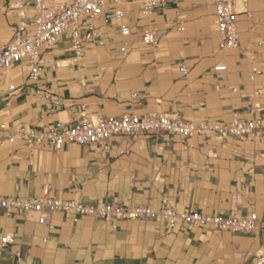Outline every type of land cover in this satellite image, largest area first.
I'll return each mask as SVG.
<instances>
[{
  "label": "crops",
  "instance_id": "0c3cea01",
  "mask_svg": "<svg viewBox=\"0 0 264 264\" xmlns=\"http://www.w3.org/2000/svg\"><path fill=\"white\" fill-rule=\"evenodd\" d=\"M247 5L237 18V50L221 49L209 0L171 2L151 12H144L138 0H128L123 9L130 37L122 38L96 21L104 46L86 44L80 60L64 40L46 54L60 61L61 68L48 66L37 80L28 78L26 65L9 69L5 79L18 91L7 93L0 81V194L39 198L48 190L61 200L155 210L167 196L179 210L229 219L255 214L257 230L243 235L192 226L171 229L158 219L112 222L58 212L40 224L36 214L8 218L0 211V232L14 242H0V264L264 260V128L243 139L140 135L61 150L43 145L29 149L8 138L19 126H74L84 118L125 114L160 113L192 122L255 120L264 125V0ZM17 21L16 11L0 0V48L11 39ZM147 28L156 30L155 46L140 41ZM218 66L227 69L217 72ZM252 67L262 72L253 80Z\"/></svg>",
  "mask_w": 264,
  "mask_h": 264
},
{
  "label": "built area",
  "instance_id": "2783aa9c",
  "mask_svg": "<svg viewBox=\"0 0 264 264\" xmlns=\"http://www.w3.org/2000/svg\"><path fill=\"white\" fill-rule=\"evenodd\" d=\"M128 0H3L4 7L17 13L18 21L12 30L11 39L0 48V81L6 85L7 93L17 92L14 84L5 79L9 69L26 65L28 78L37 80L41 71L48 66L52 70L62 67V63L49 60L46 54L55 49L62 41L67 40L76 60L83 55L84 46H104V42L94 23L100 21L105 27L114 29L122 38L130 37L132 28L128 23V14L123 6ZM131 1V0H130ZM144 12L155 11L171 2L181 0H138ZM214 8V27L220 38L221 49H239L237 18L245 12L249 0H209ZM239 3V4H238ZM238 4L240 9L235 5ZM156 30L144 29L140 41L145 46H155ZM127 44H125V47ZM123 53L125 48L121 50ZM226 66L215 67L217 72L226 71ZM262 75L252 67L250 79ZM82 85L84 83L82 82ZM4 93L0 92V98ZM2 110L0 108V118ZM2 125L0 124V131ZM264 125L261 121L235 119L231 122L183 121L160 113H149L144 116L125 114L119 118L82 119L73 125L55 123L36 127L19 126L9 135V141H22L33 149L46 146L61 150L68 145L92 147L105 145L111 139L119 137L172 135L185 140L203 138L215 134L220 138L232 137L243 139L253 135ZM106 148V147H105ZM0 211L9 218L16 213L36 214L38 223L46 224L48 215L63 213L78 217H92L112 222L161 220L169 228L192 226L215 232L250 235L257 230V216L250 214L244 217L223 218L218 215H207L196 211L179 210L170 205L167 196L160 201V207L128 206L110 201L85 204L74 200H61L44 190L39 198L7 197L0 194ZM0 242L12 245L14 242L0 232ZM20 262V255L16 254ZM257 264H264L259 258Z\"/></svg>",
  "mask_w": 264,
  "mask_h": 264
}]
</instances>
